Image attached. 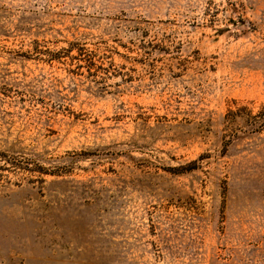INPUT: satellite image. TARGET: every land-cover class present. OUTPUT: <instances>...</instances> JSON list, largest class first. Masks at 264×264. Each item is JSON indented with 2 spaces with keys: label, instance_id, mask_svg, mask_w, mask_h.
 Listing matches in <instances>:
<instances>
[{
  "label": "rangeland",
  "instance_id": "374dc122",
  "mask_svg": "<svg viewBox=\"0 0 264 264\" xmlns=\"http://www.w3.org/2000/svg\"><path fill=\"white\" fill-rule=\"evenodd\" d=\"M0 264H264V0H0Z\"/></svg>",
  "mask_w": 264,
  "mask_h": 264
}]
</instances>
